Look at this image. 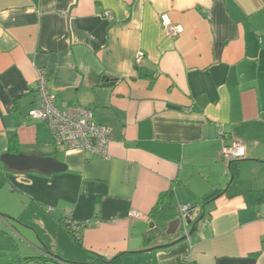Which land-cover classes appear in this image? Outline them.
<instances>
[{
    "label": "crops",
    "instance_id": "0c3cea01",
    "mask_svg": "<svg viewBox=\"0 0 264 264\" xmlns=\"http://www.w3.org/2000/svg\"><path fill=\"white\" fill-rule=\"evenodd\" d=\"M162 13L180 35L165 34ZM40 70L58 108L88 107L110 127L107 157L56 146L28 115ZM220 128L244 158L222 160ZM6 153L65 168L14 170ZM169 190L176 218L189 206L191 222L201 219L145 243ZM66 214L86 222L76 242ZM159 244L169 245L143 251ZM45 253L65 263L264 264V0H0V264Z\"/></svg>",
    "mask_w": 264,
    "mask_h": 264
},
{
    "label": "built area",
    "instance_id": "2783aa9c",
    "mask_svg": "<svg viewBox=\"0 0 264 264\" xmlns=\"http://www.w3.org/2000/svg\"><path fill=\"white\" fill-rule=\"evenodd\" d=\"M162 28L168 36L174 38L183 32V26L173 22L167 13L159 16ZM139 56L137 60H139ZM35 89L39 96V105L31 108L28 115L31 118L45 121L51 131L52 140L56 146L64 145L68 149H80L99 157L108 156V143L110 127L95 123L93 112L90 108L81 105H67L58 108L55 105V94L47 86V73L44 70L38 72L35 81ZM218 136L222 142L221 158L225 162L240 160L245 157V146L239 142L231 141L228 135L220 128ZM182 214L185 216L189 206H184ZM130 217L142 216L138 211H131ZM63 222L66 229L76 240L81 238L82 230L86 222L73 221L67 214ZM61 260L50 253H45L38 258L21 259L9 264H54Z\"/></svg>",
    "mask_w": 264,
    "mask_h": 264
},
{
    "label": "water",
    "instance_id": "95a60500",
    "mask_svg": "<svg viewBox=\"0 0 264 264\" xmlns=\"http://www.w3.org/2000/svg\"><path fill=\"white\" fill-rule=\"evenodd\" d=\"M2 161L11 169L22 171L28 169H38L43 172H54L60 171L65 168V165L52 157L43 156V155H23V154H11L6 153L2 156ZM191 213L185 215V218L182 219L180 217L171 220L168 223L166 234H173L179 225L184 221L185 224H191L194 228L195 224L201 219V217L195 222H191L190 218ZM193 229H190L188 235H191ZM186 234L171 242L170 244L180 241L186 238ZM169 244H159L149 248L144 249L143 251H153L157 249H162L167 247Z\"/></svg>",
    "mask_w": 264,
    "mask_h": 264
},
{
    "label": "trees",
    "instance_id": "16d2710c",
    "mask_svg": "<svg viewBox=\"0 0 264 264\" xmlns=\"http://www.w3.org/2000/svg\"><path fill=\"white\" fill-rule=\"evenodd\" d=\"M12 144L13 139L10 140V146ZM177 215L178 211L173 190L162 193L149 213L152 229L145 235L144 242L148 243L151 239H155L156 237L163 238L167 224L176 218ZM63 225L65 226L64 222ZM68 233L70 234L69 231Z\"/></svg>",
    "mask_w": 264,
    "mask_h": 264
},
{
    "label": "rangeland",
    "instance_id": "374dc122",
    "mask_svg": "<svg viewBox=\"0 0 264 264\" xmlns=\"http://www.w3.org/2000/svg\"><path fill=\"white\" fill-rule=\"evenodd\" d=\"M72 238V237H71ZM74 242H76L75 240H74V238L72 239ZM59 257V256H58ZM65 261H67V263H65V264H117V262L116 263H114V262H108V263H102L101 261H95V262H83V261H80V260H72V259H66Z\"/></svg>",
    "mask_w": 264,
    "mask_h": 264
}]
</instances>
